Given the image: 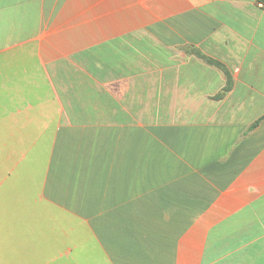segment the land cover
Instances as JSON below:
<instances>
[{"label": "crops", "instance_id": "1", "mask_svg": "<svg viewBox=\"0 0 264 264\" xmlns=\"http://www.w3.org/2000/svg\"><path fill=\"white\" fill-rule=\"evenodd\" d=\"M263 116L257 0H0V264H264Z\"/></svg>", "mask_w": 264, "mask_h": 264}, {"label": "trees", "instance_id": "2", "mask_svg": "<svg viewBox=\"0 0 264 264\" xmlns=\"http://www.w3.org/2000/svg\"><path fill=\"white\" fill-rule=\"evenodd\" d=\"M259 3H262L263 4V6H264V0H257ZM209 63H211V64H215V65H218V66H221V62H219L218 60H215V59H213V58H209V57H207V58H205ZM262 119H264V116L263 117H261L259 120H257L254 124H253V126H256Z\"/></svg>", "mask_w": 264, "mask_h": 264}]
</instances>
